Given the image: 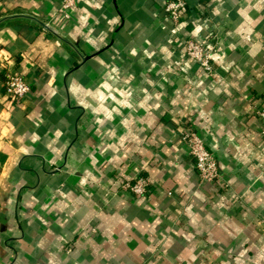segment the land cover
<instances>
[{"label":"crops","instance_id":"0c3cea01","mask_svg":"<svg viewBox=\"0 0 264 264\" xmlns=\"http://www.w3.org/2000/svg\"><path fill=\"white\" fill-rule=\"evenodd\" d=\"M168 1L78 0L66 22L60 0H0V264H264V0H186L177 26Z\"/></svg>","mask_w":264,"mask_h":264},{"label":"built area","instance_id":"2783aa9c","mask_svg":"<svg viewBox=\"0 0 264 264\" xmlns=\"http://www.w3.org/2000/svg\"><path fill=\"white\" fill-rule=\"evenodd\" d=\"M77 1L60 0L58 16L64 21L70 22V11L76 6ZM186 5V0H169L165 4L164 11L173 25L177 26L180 22ZM183 47L187 58L194 61L199 68H202L206 72H213L215 46L212 42L197 41L194 38L188 37L183 41ZM4 87L5 98L13 104H20L30 93V86L25 77L17 71L6 73ZM257 115L263 123L262 129L264 133V107L257 109ZM178 135L180 140L188 147L189 154L195 160L194 167L200 178V183H215L220 177L218 163L214 153L207 148L203 137L191 125L181 127ZM148 186L149 181L143 177H137L132 183L126 184V188L130 189L137 197L146 195Z\"/></svg>","mask_w":264,"mask_h":264}]
</instances>
